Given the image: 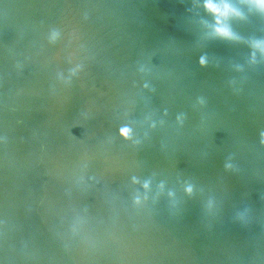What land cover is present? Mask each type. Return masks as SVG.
Returning a JSON list of instances; mask_svg holds the SVG:
<instances>
[{"label": "water", "instance_id": "obj_1", "mask_svg": "<svg viewBox=\"0 0 264 264\" xmlns=\"http://www.w3.org/2000/svg\"><path fill=\"white\" fill-rule=\"evenodd\" d=\"M204 3L0 0V264H264V15Z\"/></svg>", "mask_w": 264, "mask_h": 264}, {"label": "clouds", "instance_id": "obj_2", "mask_svg": "<svg viewBox=\"0 0 264 264\" xmlns=\"http://www.w3.org/2000/svg\"><path fill=\"white\" fill-rule=\"evenodd\" d=\"M241 3L255 8L257 12L264 15V0H241ZM202 7L212 17V30L216 37L224 40L237 39L231 28V21L243 19V14L236 5L231 3V0H205ZM254 47L264 52V43L257 42ZM200 64L206 66L204 58H201ZM120 135L127 140L131 136V130L128 127H123L120 129ZM232 167L230 163L225 165L226 169ZM188 191L190 192L191 189L189 188Z\"/></svg>", "mask_w": 264, "mask_h": 264}]
</instances>
